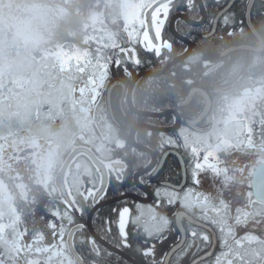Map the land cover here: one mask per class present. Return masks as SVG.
Returning a JSON list of instances; mask_svg holds the SVG:
<instances>
[{
    "label": "snow or ice",
    "instance_id": "1",
    "mask_svg": "<svg viewBox=\"0 0 264 264\" xmlns=\"http://www.w3.org/2000/svg\"><path fill=\"white\" fill-rule=\"evenodd\" d=\"M222 4L215 0L216 6ZM235 7V0L223 5L212 21L213 30L221 22L235 24ZM206 8L198 0H134L119 34L93 24L84 45L94 42V49L75 45L49 50L43 59L51 57V67L45 64L32 78L0 69V264H111L113 255L123 259L120 251L131 257L124 264H264V178L249 181L250 190L241 201L232 190L234 173L243 169L222 168L219 155L264 148V105L255 103V94L246 93L219 126L177 122L167 133L146 129L143 136L136 128L130 140L119 130L122 122L133 128L128 121L133 108H125L127 90L114 105L107 86L109 77L121 70L130 75L129 65L142 67L153 58L167 64L174 50L172 39H165L166 26L172 29L183 21L199 30L208 22L206 15H199ZM245 8L251 24L252 9L264 10V0L259 5L250 0ZM185 10L198 19L184 20ZM174 12L180 15L170 19ZM234 34L233 28L229 35ZM155 79L149 77L146 85ZM135 103L133 92L131 105ZM169 115L177 121L174 113ZM57 121L59 129L48 127ZM254 123L261 128L258 139ZM154 135L161 137V147L190 151L186 167L196 189L161 185L151 194L155 206H146L127 193L147 198L148 187L166 163L163 152L153 156L145 142ZM116 153L135 162L129 167ZM207 171L214 191L204 189L202 173ZM114 196L119 199L112 204L122 207L109 204ZM39 197L48 198L50 218L36 216L27 227L21 209L36 205ZM106 205L111 211L103 214ZM165 206L174 209L171 217L158 211ZM250 228H259V234Z\"/></svg>",
    "mask_w": 264,
    "mask_h": 264
},
{
    "label": "clouds",
    "instance_id": "2",
    "mask_svg": "<svg viewBox=\"0 0 264 264\" xmlns=\"http://www.w3.org/2000/svg\"><path fill=\"white\" fill-rule=\"evenodd\" d=\"M133 2L0 0V69L10 76L39 75L45 64L51 67L53 63L51 57L44 60L43 53L62 46L63 37L73 38L76 45L84 44L94 23L119 34ZM169 61L175 71L168 67L160 70L144 103L129 112L133 128L130 130L127 122L119 125L121 136L133 139L136 128L143 136L146 129L142 113L161 108L170 109L181 124L190 122L204 128L222 124L231 107L243 101L246 93L255 94V103L264 105V18L231 39L201 41L187 51L173 52ZM48 127L59 129L60 125ZM97 134L103 135V130L97 129Z\"/></svg>",
    "mask_w": 264,
    "mask_h": 264
},
{
    "label": "flooded vegetation",
    "instance_id": "3",
    "mask_svg": "<svg viewBox=\"0 0 264 264\" xmlns=\"http://www.w3.org/2000/svg\"><path fill=\"white\" fill-rule=\"evenodd\" d=\"M212 26H213V24H212ZM216 32H217V30H216ZM216 32H215V34H216ZM62 41H64V37L61 39L60 42H62ZM65 41L66 42H63V43L72 42V38L71 37H66ZM71 44L75 45V43H71ZM172 67H173V65L169 69H171ZM135 68H136L135 66H131V65L128 66L127 71H128V73H130V75H127L123 70H121L119 73L109 77V79L107 81L108 88L113 83H116L115 87H113V89L111 90L112 99H113V104L114 105H118L119 104L121 98L124 97V95H125V90H127V103L125 104V108L127 109L130 106L129 94H130V97L132 99V93L135 90V87H136V84L138 83V80L141 77H144V76H140V75H142L143 73H146V72H151V73L160 72V71H156L155 72V71H148V70L135 71ZM105 94H106V97H107V91L105 92ZM133 107L136 108L137 107L136 104H134ZM167 110H170V109H167ZM167 110H164V111H167ZM144 117H147V116H144ZM144 120H145V123L143 124V127L145 129H147V130H153V129H148V127H152V128H155L156 130L161 131V129L170 128V127H173L176 124V121L174 119H173L172 123H169V124H158V123H155L154 121L149 120L147 118H145ZM256 120H258V119H256ZM56 123H59V122L57 121ZM162 123H164V122H162ZM252 126H253V129H254V137L256 139H258L259 138L258 134L261 131V128H260L258 123H254ZM161 132H164V131H161ZM165 133H167V132H165ZM164 139H167V137H164ZM160 141H161V137L156 135L155 140L152 141L151 143H148L149 144V148L152 151V155L153 156H158V155L161 154V151L163 152V154H165L167 151L169 152V151H172V150L180 153L181 156L184 159L185 169H186V182H185V184L182 187H185V188L186 187H192L193 189H196V186L193 185L192 182H191V168L190 167H186V165L191 163V153H190V151L189 150H185L182 147L181 148H171L167 144H164L161 147ZM141 147H143V145H141ZM260 149H261V155H260L261 161H257V159H255V160L252 159L253 154L254 153L255 154L258 153V147L255 150H248V152H246L245 154H243L242 151H236V150H233L231 152V154H224V153L220 154L221 155L220 156V161L222 163L220 166L222 168L224 166H227L230 169L233 168V167H235L237 169H243V172L236 171L234 173V176H235V179H236V184H235V186L233 187V190H232V195L233 196H238V198L241 201H243V199L246 196V193L250 190L249 186H248L249 185V181L253 180V175H251V174L253 172H255L256 168L260 164H264V148L260 147ZM246 155H248V158H246ZM172 159H176L178 164H179V172H178V174H176L177 177H174V178L166 176V174H165V172L168 171L167 170L168 169V164L172 161ZM212 162H215V161H212ZM202 175H204L206 177L205 183H204V189L205 190L214 191V189H212L213 181H211L209 179V177H211V172L207 171V172L202 173ZM182 177H183V173H182V168H181L180 162H179L178 158L175 155L171 154V155H169L166 158V163L164 164V167L162 168V170L159 173V175L155 179L152 180L151 185H150V187H148L147 190H149L151 192V194H152V193H154L156 191L157 187H159L161 185H167L168 189L171 190L172 188H174V186L176 187L177 185H181ZM169 183L173 184L174 186H170ZM218 183L219 182L217 180L216 181L217 186H218ZM162 191H163V189H162ZM130 193H134V194H136L137 196H139L142 199H148V197L145 198L143 195H140V194H138L136 192H132V191L127 193V194H130ZM47 199H48L47 197H39L38 198V203L36 205L32 206L35 209L34 213L35 212L38 213L37 217L41 216L44 212H47V208H46ZM141 202L144 205H146V206L147 205L155 206V197L151 195L149 201H147V202L141 201ZM130 203L132 204L131 201H130ZM63 207H64L63 205H60L61 210H63ZM130 207L132 209H135L134 211L136 212V208H135V206L133 204ZM177 207H179V205H177ZM181 210H183V209H181ZM158 211H161L164 214H166L169 217H171L172 214H173L174 209H171V208H168L167 206H165V207H163L161 209H158ZM29 213L30 212H28V211H27V213L23 212V217L26 219V220H23V221H27V222H30L32 224L33 219L30 218V214ZM69 227H71V225H69ZM255 234H256V232H255ZM239 235H242V234H239ZM109 246H111V245H109ZM111 247H113V246H111ZM110 250L113 251L111 248H110ZM215 251L216 252L220 251L219 241H217V246H216V250ZM121 252H122V254L119 253V256L123 257L126 260L131 259V257L126 252H124V251H121ZM121 260H119V263L117 262V263H114V264H124Z\"/></svg>",
    "mask_w": 264,
    "mask_h": 264
},
{
    "label": "trees",
    "instance_id": "4",
    "mask_svg": "<svg viewBox=\"0 0 264 264\" xmlns=\"http://www.w3.org/2000/svg\"><path fill=\"white\" fill-rule=\"evenodd\" d=\"M204 4L207 5L206 8V14H207V18H208V22L204 24V26L199 29V30H192L188 27V24L184 23L183 21H181L180 23L175 25V29L176 31L183 36L186 39H189L193 42V46L201 41H208V40H215V41H221V40H227V39H231L233 35H229V32L233 31V28L235 29V33L240 32L241 28H243V30H245L247 28L246 23H245V5L248 3V0H237L235 2V9L233 10L235 13V24L231 25V26H225L222 22L219 23L218 25V29L216 34L210 36V37H206V35L209 33V31L211 30L212 27V21L214 19V17L216 16V14L223 8L224 4H227L229 0H223V4L221 6H216L215 5V0H202ZM257 5H259V0H257ZM179 12H174L171 16L170 19L178 14ZM184 15L186 14L187 16H189L192 20H193V16H196L198 19V15L194 12H189L187 10L184 11L183 13ZM199 15H201V13H199ZM243 18L244 22L243 24H241V19ZM264 18V10L261 11H257L256 8H253L252 11V20L253 23L257 22L258 19ZM170 33V35L168 34ZM172 39V43H173V52H181L183 51L185 48H188V46L186 45L185 42H183L180 39H177L173 33L171 32V29H168L166 26V35H165V39ZM165 52L167 50H164ZM170 63V61L167 62V64L161 65V63L156 60L155 58H153L152 62H145V64L142 67H136L135 71H143V70H148V71H160L162 68H165L168 64ZM171 71H175V68L172 67L170 69ZM150 76H144L141 77L138 80V83L136 84L135 87V97H136V106L139 107L140 105H142L144 103V100L147 96L148 91L151 90L152 85L149 87L148 85H146V81L148 80ZM158 76H155V78H157ZM168 108H161L159 110L156 111H149L152 113H160L163 112L164 110H167ZM147 118L149 120L154 121L155 123L158 124H169L172 123L173 118L170 115H166L163 117H144V119ZM164 122V123H162ZM2 133V130H1ZM156 138V135H154L150 140H148L147 138H145V142L146 143H151L152 141H154ZM115 158H122L125 160L126 163H128L129 167H131L132 163H134L135 161L133 160L132 157H123L121 153H116ZM168 171L165 172L166 176L169 177H177L176 174H178L179 172V164L177 162L176 159H172V161L168 164ZM131 192V191H129ZM128 192V193H129ZM118 196H114L112 197L111 200L117 198ZM131 201V200H130ZM129 201V205L132 206V204ZM112 204V203H109ZM112 206H117V207H122L123 205H115L112 204ZM135 206V205H134ZM135 209H132L133 215L136 214V212L134 211ZM111 211L110 207L108 205H106L105 207H103L101 209V212L103 214H108ZM77 222H81L83 223L84 221L78 220ZM85 236L88 235V230L85 231L84 233ZM127 253V252H126ZM128 254V253H127ZM129 255V254H128ZM121 257V256H120ZM109 260L111 261V264L114 263H119V260L121 259H117L116 255H113L111 257H109ZM126 259H122L121 261L124 263Z\"/></svg>",
    "mask_w": 264,
    "mask_h": 264
},
{
    "label": "water",
    "instance_id": "5",
    "mask_svg": "<svg viewBox=\"0 0 264 264\" xmlns=\"http://www.w3.org/2000/svg\"><path fill=\"white\" fill-rule=\"evenodd\" d=\"M237 0H235V2H236ZM199 2L200 3H203L202 2V0H199ZM250 2V0L248 1V3ZM232 3V0H230L227 4H231ZM253 10V9H252ZM223 11V9L222 10H220L218 13H220V12H222ZM217 13V14H218ZM178 15H180V14H178ZM178 15H175V16H178ZM202 15H206V11L205 12H202ZM175 16H173L172 17V19H174L175 18ZM217 17V15L215 16V18ZM214 18V19H215ZM189 23H192L193 21H190V20H187ZM245 22H246V26H248L249 24H248V21H247V18H246V16H245ZM251 23H253V21H252V17H251ZM217 28H218V24L216 25V27H215V29L213 30V27H212V29H211V31L206 35V37H210L211 35H214L215 34V32H216V30H217ZM171 32L173 33V35L177 38V39H180V40H182L183 42H185L186 43V45L188 46V47H190V46H193V43H192V41H190V40H188V39H186V38H184L183 36H181L177 31H176V29H175V26L171 29ZM172 66V64L170 63L167 67L168 68H170ZM160 74V72H156V73H151V72H146V73H143L142 75H140V76H150V77H155V76H158ZM139 76V77H140ZM116 85V83H113L110 87H109V89H113V86H115ZM130 94H129V103H130V106L132 107V108H134L133 107V105H131V101H130ZM170 113H172L171 112V110H167V111H165V112H162V113H150V112H147V113H142V115L143 116H152V117H162V116H166V115H169ZM176 123H177V121H176ZM176 126V124L173 126V127H175ZM173 127H170V128H166V129H161V131H164V132H169L170 131V129H172ZM150 128V127H149ZM151 129H153V130H156L155 128H152L151 127ZM175 155L177 158H178V160H179V162H180V165H181V168H182V173H183V177H182V183H181V185L180 186H183L184 184H185V182H186V169H185V162H184V159H183V157L181 156V154L180 153H178V152H176V151H174V150H172V151H167L165 154H164V156H165V158H167L169 155ZM255 175L253 176V180H255L256 182H259L260 181V179L261 178H264V164H260L257 168H256V170H255ZM169 185L170 186H174L173 184H171V183H169ZM175 187V186H174ZM148 191V193H149V196H148V199H142V198H140L139 196H137L136 194H134V193H130V194H127L128 196H130V197H132L133 199H139V200H141V201H145V202H147V201H149L150 200V196H151V192L149 191V190H147ZM117 199H119V197L118 198H116V199H113V200H110L109 201V203H112V201H115V200H117ZM217 246V245H216ZM109 248H111L114 252H117L118 250L117 249H115V248H113V247H111V246H109ZM216 250V249H215ZM120 254H122V252L120 251L119 252Z\"/></svg>",
    "mask_w": 264,
    "mask_h": 264
},
{
    "label": "rangeland",
    "instance_id": "6",
    "mask_svg": "<svg viewBox=\"0 0 264 264\" xmlns=\"http://www.w3.org/2000/svg\"><path fill=\"white\" fill-rule=\"evenodd\" d=\"M178 14H180V13H178ZM207 16V15H206ZM183 18H184V20H190V21H193L189 16H187L186 14L184 15L183 14ZM67 36H65L64 37V41H62V42H60L61 44H62V46H67V47H72V46H75L76 45V41L72 38V42H67V43H63V42H66L65 41V38H66ZM189 40V39H188ZM191 41V40H190ZM69 43V44H68ZM71 43H75V45H72ZM82 48H84V47H87V48H92V49H94V47L96 46L95 45V43L94 42H89V44L88 45H84V44H81L80 45ZM105 97H106V94H105ZM130 101H131V98H130ZM256 119H259V117H256ZM58 124V123H57ZM148 129H151V127L149 128L148 127ZM0 134H2L1 133V130H0ZM246 152H248V151H242V153L243 154H245ZM220 155V154H219ZM259 155V156H258ZM260 155H261V149H260V147L258 146V153L257 154H253V156H252V159L253 160H255V159H257V161H261V159H260ZM221 156V155H220ZM246 158H248V155H246ZM201 162H202V160H201ZM222 164V163H221ZM220 164V165H221ZM206 174V173H205ZM209 179L211 180V181H213V178H212V173H211V177H209ZM21 211H22V213L23 212H25V213H27V211L28 212H30L29 214H30V218L31 219H34V217H36L37 216V212H35L34 213V211H35V209L33 208V207H30V208H22L21 209ZM45 220H47V219H49L50 217H49V213L48 212H44L42 215H41ZM22 219L23 220H26L23 216H22ZM259 219V218H258ZM57 223H59V221H57ZM251 223V222H250ZM24 224H25V226H27V227H31L32 226V224L30 223V222H27V221H24ZM249 230H251V231H253L254 233L256 232V234H259V228H250ZM238 234H242L243 235V231H239L238 230Z\"/></svg>",
    "mask_w": 264,
    "mask_h": 264
}]
</instances>
